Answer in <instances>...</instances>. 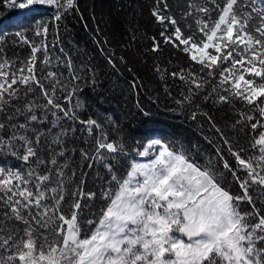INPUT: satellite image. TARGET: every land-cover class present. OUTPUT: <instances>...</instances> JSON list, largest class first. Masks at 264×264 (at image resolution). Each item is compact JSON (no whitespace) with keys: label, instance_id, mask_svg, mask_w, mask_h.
<instances>
[{"label":"trees","instance_id":"1","mask_svg":"<svg viewBox=\"0 0 264 264\" xmlns=\"http://www.w3.org/2000/svg\"><path fill=\"white\" fill-rule=\"evenodd\" d=\"M225 2L74 0L73 7L66 8V0H57L59 8L53 3L24 11L0 0V65H3L0 71L8 74L0 77V83L7 88L13 77L17 79V84L12 86L17 90V98L11 99L5 93L9 102L0 104V124L5 125L0 129V136L5 137V143L10 136H26L33 141L37 153L26 163L13 156L9 148L0 146V167L19 169L25 175L30 170L39 175L48 174L51 177L45 184L48 189L57 187L58 180H63L64 200L59 211H49V216L57 221L55 229L63 223L58 220L60 215L71 219L76 212L79 239L89 238L96 232L103 212L119 190L118 181L128 178L131 166L157 140L176 154H184L202 170L212 171L220 187L234 198L244 196L240 185L248 179V171L238 165L232 153L239 152L242 159H251L254 166L260 163L258 147L252 145L264 128L254 133L251 123L256 120L264 123V118L238 98L218 102V96L226 94L216 87L218 73L215 77L202 73L201 65L184 52V46H177L174 35L179 27L184 38L192 36L200 41L204 37L197 21L213 24ZM245 2L247 11L257 9L252 14L249 30L258 35L255 27L260 23L259 16L264 15V0H240L241 5ZM199 7H206L208 12L197 11ZM58 12L61 18L56 20ZM154 12L170 19L161 23ZM171 19L176 21L175 25ZM38 26L39 36L36 35ZM44 27H47L46 33ZM17 33L23 34L27 43ZM161 33L173 42H165ZM33 47L37 52L31 66L43 89L32 82L29 91L19 79L21 75H29L27 68ZM209 51L214 53L212 49ZM49 73L55 75L49 77ZM190 73L197 74V79L204 83L202 89H196ZM45 90L69 112L68 116L52 106L43 107L47 104ZM30 103L35 105L33 112L37 121H30L25 109ZM260 106H264V101ZM248 116L254 119L248 121ZM89 120H94L98 127L94 125L89 130ZM20 124L27 127L19 128ZM61 132L65 134L60 136V143H54ZM37 133L42 134L38 144L35 143ZM98 141L113 143L117 151L100 149L97 153ZM22 143L15 140L11 146L20 156L24 154L20 148ZM53 158L55 165L51 163ZM38 160L44 162L38 164ZM225 161L229 169L224 168ZM57 169H62L63 177H58ZM256 171L264 174L261 168ZM113 176L117 179L113 180ZM35 183L33 177L28 185L33 191ZM90 193L94 195L90 197ZM54 195L59 198L58 193L46 192L42 205L51 209ZM248 196L251 202L242 199L236 206L242 215L249 214L248 223L254 225L264 216V185L249 181ZM77 201L79 209L73 207ZM43 211V206L31 208L33 215ZM24 212L27 216V210ZM5 213L11 216L10 208L0 200V228L3 229L0 235L6 237L18 228L16 238L19 239L25 225L6 220ZM29 220L38 227L30 217ZM38 235L41 241L44 236L49 240L58 239L51 224L46 229L39 228ZM257 247L264 248V244L258 243ZM8 255L9 252L0 249V259L6 260Z\"/></svg>","mask_w":264,"mask_h":264},{"label":"snow or ice","instance_id":"2","mask_svg":"<svg viewBox=\"0 0 264 264\" xmlns=\"http://www.w3.org/2000/svg\"><path fill=\"white\" fill-rule=\"evenodd\" d=\"M10 7L21 10H31L38 5H60L57 0H6ZM213 3L216 0H212ZM74 0H66V8L73 7ZM217 7H220L219 5ZM247 3L241 5L240 0H226L220 8L218 19L209 24L197 21L203 39L196 41L194 37L184 38L179 27L175 31V41L183 45V50L191 54V59L201 65V72H206L209 77H215L218 73L219 87L226 94L218 96V102L224 103L232 98H238L248 105L253 106L264 118V15L259 16L260 23L255 27L254 35L250 30V21L253 13L252 8L247 11ZM199 12L207 13L206 7H199ZM191 14V13H189ZM153 15L161 23L166 19L157 12ZM61 18L58 12L56 20ZM170 22L175 25L176 21ZM43 31L47 32V27ZM41 34L39 26L36 35ZM21 40L27 43L21 33ZM164 36V33H161ZM165 42H173L172 38L164 36ZM190 46V47H189ZM210 49L214 50L209 51ZM157 50L156 47L153 49ZM194 50V53L192 54ZM33 56L28 61L29 75H21L19 83L25 85L29 91L31 84L35 82L41 89L34 75V64L37 48H32ZM45 63L48 62L45 56ZM3 65H0V69ZM23 73V69L20 70ZM8 74L0 71V77ZM54 73H49L53 77ZM175 76L176 73H173ZM191 82L196 89H202L204 83L197 79V74L190 73ZM181 79L184 76L181 75ZM202 80V78H201ZM17 84V79L12 78L11 83L5 88L0 83V104H7L8 99L17 98V90L12 86ZM213 88V92L216 91ZM191 92L192 89H189ZM55 92V86H53ZM47 104L43 107L52 106L64 112H69L48 96ZM185 99H188L187 97ZM208 99V97H205ZM179 103V101H178ZM35 105H25L30 114V121H37L38 117L33 112ZM20 110L17 109V112ZM56 115L55 112L52 113ZM195 118V114H193ZM243 118V117H242ZM253 116L247 120L252 121ZM239 123V121H238ZM89 130L96 125L94 120L87 121ZM55 125V122H54ZM98 127V125H96ZM5 127L0 124V129ZM13 128L17 125H12ZM19 128L27 127L26 124L18 125ZM264 128L261 120L251 123V129L255 133L257 129ZM61 132L54 139V143H60ZM41 133L36 134L35 143H39ZM20 140L23 143L20 148L24 154L19 155L17 150L12 149L13 141ZM97 153L100 149L108 152H116L117 147L113 143L98 141ZM152 145H160V150L155 159L148 164H133L128 178L119 182V190L111 204L103 212L97 231L89 238L79 239L80 231L77 225V213L73 212L71 219L60 215L58 220L63 222L55 229L56 219L49 216V211H59V205L64 200V182L58 180V186L45 188L46 182H50L48 174L39 175L35 170H30L26 175L19 169H5L0 167V200L10 208L11 216L5 213L6 220L20 221L25 225L24 234L19 239L16 232L11 231L6 237L0 235V249L9 252L7 259H0V264H264V248L257 247L258 243L264 244V216L258 223H248L249 214H241L236 202L247 199L249 181L253 185H264V174L257 172V168L264 171V131L259 132L255 138L253 148L259 150L260 163L255 166L252 160L241 158L239 152H233L238 165L248 171V179L241 182L244 189L243 197H233L217 183L216 175L207 169L202 170L198 165L190 162L184 154H176L166 144L153 141ZM0 146L9 148L13 156H17L24 162L36 157L33 141L26 136H10L5 143V137L0 136ZM147 151V150H146ZM145 153H141L144 155ZM63 155V152L59 153ZM44 161L38 160L37 163ZM51 163L56 164L53 158ZM224 168L229 169L227 161ZM58 177H63L62 169H57ZM236 178L235 173H233ZM35 178V191L28 185ZM138 178H142L138 179ZM117 178L113 176V180ZM136 180L133 185L132 181ZM15 182V183H14ZM58 193L52 197L55 202L49 209L42 205L46 198V192ZM72 195H76L73 193ZM81 195H83L81 193ZM90 193L89 196H93ZM6 197V199H5ZM44 207L42 213L33 215L31 208ZM73 207L79 209L77 201ZM24 210H27V216ZM35 221L38 227H34L29 220ZM91 223V221L89 222ZM54 228V235L58 239L49 240L48 236L41 241L39 228ZM66 226V230H65ZM3 229L0 228V232ZM178 232L188 238V242L178 238L173 233Z\"/></svg>","mask_w":264,"mask_h":264},{"label":"rangeland","instance_id":"3","mask_svg":"<svg viewBox=\"0 0 264 264\" xmlns=\"http://www.w3.org/2000/svg\"><path fill=\"white\" fill-rule=\"evenodd\" d=\"M40 6H44V5H38V6H35L33 9L35 8H39ZM24 11H28L27 9H25ZM190 47V46H189ZM190 54V53H189ZM192 54H197L198 53H194V50H193V53ZM191 55V54H190ZM159 150H160V145H152L150 146V148L144 152L145 154L144 155H141L137 160H136V163L135 164H148L150 163L152 160L155 159L156 155H158L159 153ZM138 179H141L142 178H138ZM133 185L136 183V180L134 179L132 181ZM175 236H177L178 238H181V239H184L185 242H188V238L186 236H183L182 234L178 233V232H174L173 233Z\"/></svg>","mask_w":264,"mask_h":264},{"label":"bare ground","instance_id":"4","mask_svg":"<svg viewBox=\"0 0 264 264\" xmlns=\"http://www.w3.org/2000/svg\"><path fill=\"white\" fill-rule=\"evenodd\" d=\"M138 158V157H137ZM132 167V166H131ZM130 170V169H129ZM131 171V170H130Z\"/></svg>","mask_w":264,"mask_h":264}]
</instances>
